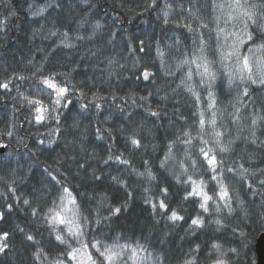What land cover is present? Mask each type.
Instances as JSON below:
<instances>
[{
    "label": "trees",
    "instance_id": "16d2710c",
    "mask_svg": "<svg viewBox=\"0 0 264 264\" xmlns=\"http://www.w3.org/2000/svg\"><path fill=\"white\" fill-rule=\"evenodd\" d=\"M253 1L264 5V0ZM214 2L225 0H156L154 5L152 0H0V19L7 17L8 24L7 30L0 32V84L8 83L7 89L0 88V144L5 145L0 151V234L8 233L0 264H54L58 259L72 264L67 257L70 249L55 240L45 220L53 201L59 203L63 186L73 191L82 216L88 218L85 240L89 245L95 234L108 244L139 242L153 257H160V264H185L193 258L195 264H213L221 258L214 250L209 256L215 241L222 245L220 251L225 253L222 258L227 264L255 263V240L264 233V185L260 183L264 180V86L247 84L249 95L240 101L227 88L216 97L217 127L224 132L222 142H231V150L217 151V158L224 161L225 169H249L243 179L225 173L234 211L230 214L220 202L217 213L210 202V212L203 213L197 200L183 199L190 186L174 180L176 175H181L182 180L193 175L209 181L210 194L217 190L211 173L205 171L206 163L200 162L199 140L193 141L194 147L189 150L192 159L198 161L197 169L194 171L191 160H186L188 172L181 174L179 161L184 157L185 146L177 140L185 130L197 135L199 115H193L197 112L196 100L181 84L190 69L195 72V66L177 67L185 53L192 59L194 46L186 30L177 28L176 23L191 20L195 13L198 21L214 28ZM45 5L48 7L43 15L31 14ZM10 12L15 15L10 16ZM164 12L169 13L167 25ZM97 22L99 29L94 28ZM251 30L254 39L243 46L242 52L264 42V34ZM53 32L57 34L53 36ZM65 32L74 47L61 44ZM203 35L207 40L209 30H203ZM211 35L214 48L215 33ZM158 48L163 57L158 56ZM254 56L264 58V51ZM37 68L41 70L37 72ZM145 71L151 73L148 80L143 78ZM53 72L61 81L64 76L59 74H68L77 95L80 90L85 95L83 101L77 100V95L69 96L73 105L67 116H61V132L50 135V130L57 127V113L50 112V119L37 124L35 105L29 106L24 97L41 99L51 108L54 96L38 95V91L44 87L39 83L41 77ZM187 83L201 94L199 107L210 118L207 93L199 87V79H185ZM93 93L106 98L102 102L103 114L97 115L91 105L84 116L76 115L79 103L90 100ZM113 95L115 100L111 99ZM236 108L240 109L238 113ZM145 109L160 115L150 116ZM256 117L260 119L254 127L252 120ZM97 128L105 137L103 141L96 139ZM131 134H136L147 149L131 150L130 143L126 147L125 137ZM169 141H176L173 152L177 160L160 170L159 160L167 152ZM108 145H114V156L124 153L139 171L144 170L143 161L149 160L158 179L149 183L126 166L114 162L104 165ZM96 176L101 179L96 180ZM113 176L123 180L125 186L114 183ZM165 187L167 197L160 192ZM149 196L157 205L164 199L168 212L162 214L157 208L153 213L151 205L145 203ZM24 200L29 203L24 204ZM116 207L121 211L110 215ZM32 209H36L35 216ZM172 209L184 220L169 221L167 215ZM197 215L204 216L207 226L193 233L188 228L191 218ZM97 218L100 224H96ZM215 219L223 225L218 232L217 226L210 224ZM28 235L34 239L27 240ZM70 243L77 246L74 241ZM196 245L200 248L191 251ZM89 251L102 264L99 253L91 248Z\"/></svg>",
    "mask_w": 264,
    "mask_h": 264
},
{
    "label": "snow or ice",
    "instance_id": "6c2138e0",
    "mask_svg": "<svg viewBox=\"0 0 264 264\" xmlns=\"http://www.w3.org/2000/svg\"><path fill=\"white\" fill-rule=\"evenodd\" d=\"M155 3L156 0H152V4L154 5ZM151 6L152 5H149V7ZM29 7H31V5H29ZM47 7V5L40 7L38 11H34L31 14L33 16L43 15ZM261 8H264V5L254 3L252 0H225L223 3H213V19L215 25L212 29H209L208 24L198 21L195 13H192L193 18L191 20L176 23L177 28H183L186 30L188 38L191 39L194 46L192 59L189 60L187 58V53H185V59L182 60L177 67L179 68L185 64H192L195 66V72L190 69L185 74V77L181 79V84L185 86L186 90L196 100L197 112L193 113V115L195 116L197 113L199 115V130L197 135L192 136L189 130H185L182 136L177 137V140L185 146L184 157L179 161L180 169L182 170L181 174L188 172V166L185 163L186 160H191V167L194 171L197 169L198 161L192 159L189 150L194 147L193 141L199 140L202 145L198 149V155L202 157V161L200 162L206 163L207 168L205 171L211 173V182L215 183L217 190L213 194H210L208 191L209 181H206L203 178L199 180L195 179L193 175H188L184 180L181 179V175H176L174 180L177 184L183 183L185 186H190V190L185 193L183 199L185 201L197 200L198 208L205 214L210 212V202L212 205H215V211L217 213L221 210L220 202H223V206L227 208L228 212L231 214L234 209L231 207L229 189L225 184V173H232L238 178L243 179L245 174L249 172V169L243 168V166H241L239 172L232 167L225 169L224 161L217 158V151L220 153H227L231 150V142L227 145L222 142L224 132L217 127V112L214 109L216 108L217 95H222L225 88H227L229 92H235L237 94V101H240L243 96L249 95L247 84L251 83L256 86H264V58L253 56V53L264 51V42L249 47L247 53L241 51L248 41L254 39V33L251 29L255 28L261 34H264V11H260ZM217 9L219 10L218 13ZM9 15L12 16L15 15V13L10 12ZM164 23L166 25L169 23L168 12H164ZM100 27L101 25L99 22L94 26L95 29H99ZM7 28V17L0 19V32H5ZM203 30H209V38L207 40L204 38ZM212 32L215 33L214 48L211 46ZM56 34V32L52 33L53 36ZM77 39H83V37H77ZM61 44L65 48L74 47L70 42L67 32L64 33V39L61 41ZM141 51H143V49H141ZM157 54L160 57H163L164 55L159 48ZM254 61L257 68L255 73L253 72ZM109 63H111V61H109ZM40 70L41 68L36 69L37 72ZM73 71H75V69H73ZM168 74L171 75L174 73ZM33 75H35V73H33ZM59 75L64 76L63 81L58 79V74L55 72L48 76L41 77L39 81L44 87L39 89L38 95L42 94L49 98L54 96L51 108L41 99H29L28 97H24L29 106L35 105L34 113L37 124L46 122L50 119V112L57 113L55 116L57 127L50 130V135H52L53 132H61L59 126L61 116H67V112L71 110V106L73 105V101L69 99V96L77 95L75 85L71 84L68 74ZM150 75L151 73L145 71L143 73L144 80H148ZM194 76L199 79V87L204 89L207 93V110L211 111L210 118H206L205 110L199 107L201 103V94L196 91V88L192 83L185 84V79L187 81H192ZM20 79L23 80L25 78L20 77ZM7 87V82L0 84V88L7 89ZM84 95L85 93L83 90H80L77 95V100L83 101ZM149 95H151V93ZM105 99V97L93 93L90 100L79 103L78 108L76 109V115L84 116L91 105L95 106L97 115H102V102ZM111 99L115 100L116 97L113 95ZM121 99H123V97H121ZM140 99L146 101L147 97H140ZM164 99H166V97ZM133 103H135L134 100ZM60 109L66 111L61 113L59 111ZM145 111L153 117H159L160 115L158 112L150 111L149 109H145ZM236 111L238 113L240 109L236 108ZM131 118L130 115L129 119ZM105 119H107V116ZM258 119H260V117L253 118L252 124L254 127L257 124ZM72 127L75 128L76 124H73ZM208 128L211 129L210 132L208 131ZM7 134L12 135L11 132H8ZM109 135H111L110 132ZM252 135L255 137V131ZM96 139L98 141H103L105 139L99 128H97ZM49 143H51V141H49ZM129 143L131 145V150L140 149L141 147L147 149V145H142L136 134L127 135L125 137L126 147ZM252 143L255 144L256 140L253 139ZM175 144L176 141L168 142L167 152L164 157L159 160L160 170L166 169L169 162H175L177 160V157L173 152ZM113 146L114 145L107 146L108 156L107 159L103 161L104 165L107 166L109 165V162H114L117 165L126 166L131 168L132 173L137 177H145L149 183L158 179L149 160L143 161L144 170L139 171L132 166L129 159L124 157V153L114 156L112 154ZM4 147L5 145L0 144V148ZM152 147L153 152H155L157 145L154 144ZM153 159H155V157H153ZM81 167H83V165H81ZM52 179L55 180L56 178L52 177ZM95 179L100 180L101 177L96 176ZM112 181L119 184L121 187L125 186V182L120 180L119 177L113 176ZM56 182L60 183V181ZM260 183L264 185V180H261ZM248 186L251 187L250 184ZM145 191L147 192L148 189H145ZM160 192L164 197H167L168 188H161ZM253 194H255V192ZM129 195L131 194L129 193ZM28 203V200H24V204L27 205ZM145 203L151 205L153 213L157 211V208H159L162 214L168 212L169 205L165 203L164 199H161L157 205L152 197L149 196L145 199ZM241 203L243 202L241 201ZM120 211L121 208L116 207L111 211L110 215H115ZM32 214L34 216L36 215V209H32ZM108 218L109 217H104L103 219L106 220ZM167 219L175 223L184 220V217L179 215L176 209H172L170 214L167 215ZM45 220L50 226L52 233L55 234V240L60 245H67L70 249L67 252V257L72 264H101V262L98 261L89 251V248L95 249V251L99 253V256L103 258L102 264H129V262L130 264H147V262H150V264H160V257H153V253L147 251L145 246L141 245L139 242L135 245L131 243L121 244L119 242L108 244L104 243L102 237L97 238L95 234H93L91 244L89 245L85 240V235L89 229L88 218L82 216L77 197L73 195V191L66 186H63L62 193L59 196V203L57 204L56 201H53V207L48 209V212L45 214ZM100 222V218H97L96 224H100ZM210 224H215L217 226V232L223 227L220 219L210 221ZM61 226H63V231H60ZM206 226L204 216L197 215L191 218L188 230L195 233L196 230L205 228ZM21 231L23 230L21 229ZM7 236L8 233L0 234V253L4 252L7 248V244L4 243ZM26 238L29 241L34 239L31 235H28ZM70 240L74 241L77 246L73 247ZM199 248L200 245H196V248L191 251H196ZM221 248L222 245L215 241L211 244L209 256L214 250L219 252L221 257L214 260L213 264H227V261L222 258L225 253L220 251ZM230 251H235V249H230ZM54 264H64V261L58 259ZM185 264H195V259L186 260Z\"/></svg>",
    "mask_w": 264,
    "mask_h": 264
},
{
    "label": "water",
    "instance_id": "95a60500",
    "mask_svg": "<svg viewBox=\"0 0 264 264\" xmlns=\"http://www.w3.org/2000/svg\"><path fill=\"white\" fill-rule=\"evenodd\" d=\"M0 151L2 152L3 149L1 148ZM254 252H255L254 264H264V233H261L256 238L254 245Z\"/></svg>",
    "mask_w": 264,
    "mask_h": 264
},
{
    "label": "rangeland",
    "instance_id": "374dc122",
    "mask_svg": "<svg viewBox=\"0 0 264 264\" xmlns=\"http://www.w3.org/2000/svg\"><path fill=\"white\" fill-rule=\"evenodd\" d=\"M252 2H254L253 0H252ZM255 3V2H254ZM241 51H242V49H241ZM248 51V50H247ZM247 51L246 52H244V53H247ZM254 54L255 53H253V56H254ZM257 71V68H256V64H255V61L253 62V72L255 73Z\"/></svg>",
    "mask_w": 264,
    "mask_h": 264
}]
</instances>
